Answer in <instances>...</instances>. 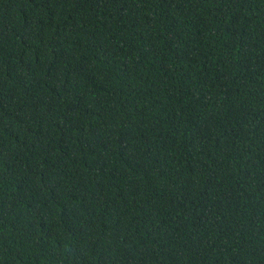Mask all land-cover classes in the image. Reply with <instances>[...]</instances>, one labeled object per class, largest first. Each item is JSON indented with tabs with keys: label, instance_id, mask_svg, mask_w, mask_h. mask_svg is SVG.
<instances>
[{
	"label": "trees",
	"instance_id": "16d2710c",
	"mask_svg": "<svg viewBox=\"0 0 264 264\" xmlns=\"http://www.w3.org/2000/svg\"><path fill=\"white\" fill-rule=\"evenodd\" d=\"M0 264H264V0H0Z\"/></svg>",
	"mask_w": 264,
	"mask_h": 264
}]
</instances>
